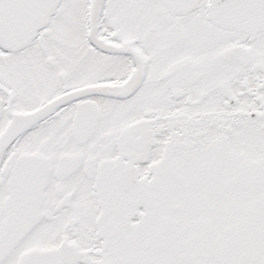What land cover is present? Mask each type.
Returning a JSON list of instances; mask_svg holds the SVG:
<instances>
[{
	"label": "snow or ice",
	"instance_id": "obj_1",
	"mask_svg": "<svg viewBox=\"0 0 264 264\" xmlns=\"http://www.w3.org/2000/svg\"><path fill=\"white\" fill-rule=\"evenodd\" d=\"M0 264H264V0H0Z\"/></svg>",
	"mask_w": 264,
	"mask_h": 264
}]
</instances>
